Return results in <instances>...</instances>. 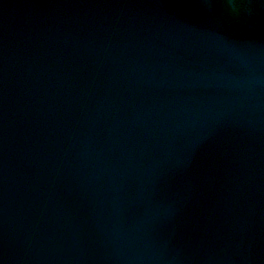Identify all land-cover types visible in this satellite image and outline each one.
I'll return each mask as SVG.
<instances>
[{
	"label": "water",
	"instance_id": "obj_1",
	"mask_svg": "<svg viewBox=\"0 0 264 264\" xmlns=\"http://www.w3.org/2000/svg\"><path fill=\"white\" fill-rule=\"evenodd\" d=\"M23 233L20 264H264V0H0V254Z\"/></svg>",
	"mask_w": 264,
	"mask_h": 264
}]
</instances>
